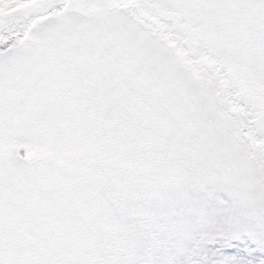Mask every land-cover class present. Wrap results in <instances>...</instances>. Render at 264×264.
Here are the masks:
<instances>
[{
    "label": "snow or ice",
    "instance_id": "1",
    "mask_svg": "<svg viewBox=\"0 0 264 264\" xmlns=\"http://www.w3.org/2000/svg\"><path fill=\"white\" fill-rule=\"evenodd\" d=\"M0 264H264V0H0Z\"/></svg>",
    "mask_w": 264,
    "mask_h": 264
}]
</instances>
